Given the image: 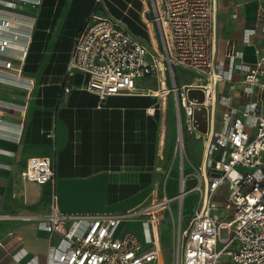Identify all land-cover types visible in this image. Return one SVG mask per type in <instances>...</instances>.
Instances as JSON below:
<instances>
[{"label":"built area","instance_id":"obj_1","mask_svg":"<svg viewBox=\"0 0 264 264\" xmlns=\"http://www.w3.org/2000/svg\"><path fill=\"white\" fill-rule=\"evenodd\" d=\"M39 3L0 0V73L22 77L33 20L16 8ZM216 14V0H143L140 17L146 37L142 38L111 14L104 0H95V10L72 37L66 75L84 73L83 89L100 101L121 94L161 100V94L173 95L176 145H184L185 133L198 140L201 163L197 183L191 187H185L181 177L177 193L154 194L130 210L71 214L52 206L45 214L21 216L42 223L49 235L43 264H166L160 226L164 214L172 212L181 184L185 195L197 192L199 197L183 228V206L177 210L174 264H264V36L254 48L253 62L243 61L242 52L234 48L219 58ZM257 16L264 27V0L258 2ZM254 32L245 29L243 40L248 42ZM175 68L193 80L176 83ZM234 73L248 97L240 106L218 92V84L232 81ZM27 84L31 88L32 80ZM190 88L201 89L200 103L188 97ZM218 104L223 109L217 120ZM196 105L206 110L205 131L194 125ZM22 175L38 184L51 180L52 159L29 157ZM9 217L13 216L0 215ZM127 220L140 221L141 237L131 230L119 231Z\"/></svg>","mask_w":264,"mask_h":264},{"label":"crops","instance_id":"obj_2","mask_svg":"<svg viewBox=\"0 0 264 264\" xmlns=\"http://www.w3.org/2000/svg\"><path fill=\"white\" fill-rule=\"evenodd\" d=\"M258 2L216 0L219 58L234 48L242 52L243 61L253 62L244 60L243 51L251 46L255 55L254 48L262 44ZM104 3L131 32L145 31L140 17L143 0ZM94 10L95 0H40L36 7L16 8L33 20V31L22 77L0 73V215L13 216L0 218V264L46 260L48 233L42 223L23 215L45 214L52 206L71 214L120 212L146 204L154 194L178 191V183L175 193L166 191L168 176L162 177L159 164L167 95L161 94V100L121 94L100 101L83 89L84 73L66 75L72 37ZM248 28L255 32L245 42L243 32ZM239 79L234 73L232 81L218 84V92L228 95L233 104L238 100L240 106L248 97L242 89L236 95L233 87ZM28 80L33 82L31 88ZM31 156L52 159L51 180L38 184L24 178ZM130 221L138 222L132 230L141 237L140 221L127 220V224ZM9 230L14 234L8 235Z\"/></svg>","mask_w":264,"mask_h":264},{"label":"rangeland","instance_id":"obj_3","mask_svg":"<svg viewBox=\"0 0 264 264\" xmlns=\"http://www.w3.org/2000/svg\"><path fill=\"white\" fill-rule=\"evenodd\" d=\"M134 34L145 38L146 32L142 29L132 30ZM253 47L246 49L243 55L244 60L254 61L256 56L252 54ZM176 83L184 80H193L189 73L181 69L175 68ZM223 86L220 88L223 91ZM240 96L241 84L239 81L235 82L234 87ZM243 98H241L242 100ZM166 127H165V137L163 139L162 145L160 146V166L162 169V177L168 176L166 191L169 193H175L177 191V183H180L181 177L185 178V187H191L193 184L197 183L198 166L201 163L202 156V146L198 140H194L191 136L185 133V142L182 145L183 150L179 152V147L176 145V130H175V119H174V98L173 95L169 94L166 96ZM244 99L242 100V102ZM166 102V101H165ZM240 102L237 100L234 102L235 106H239ZM222 105L218 104L216 109L217 120L220 117L222 111ZM214 158L217 157L216 153L212 155ZM174 180V181H173ZM180 195V194H179ZM174 200L172 203V212L167 211L164 214V218L160 226V244L163 249V254L166 264L173 263V245H174V224L176 222V213L180 206L184 208V219L181 228L185 227L189 218L191 211L196 206L199 194L197 192H189L184 198ZM184 195V194H183ZM177 207V208H176ZM138 222L123 221L119 226V231L123 232L125 230H132V228L138 227ZM139 230V229H138ZM137 233V232H136ZM233 264V263H230Z\"/></svg>","mask_w":264,"mask_h":264},{"label":"water","instance_id":"obj_4","mask_svg":"<svg viewBox=\"0 0 264 264\" xmlns=\"http://www.w3.org/2000/svg\"><path fill=\"white\" fill-rule=\"evenodd\" d=\"M187 95L190 99H194L198 103L203 100V93L201 89L190 88ZM194 125L200 131L206 130V110L202 105H196L194 107Z\"/></svg>","mask_w":264,"mask_h":264},{"label":"bare ground","instance_id":"obj_5","mask_svg":"<svg viewBox=\"0 0 264 264\" xmlns=\"http://www.w3.org/2000/svg\"><path fill=\"white\" fill-rule=\"evenodd\" d=\"M183 150V147H182V145H179V152L181 153V151ZM180 195H179V199H181L182 198V196H183V198H184V195H185V191H183V189H182V184L180 185ZM184 194V195H183Z\"/></svg>","mask_w":264,"mask_h":264}]
</instances>
